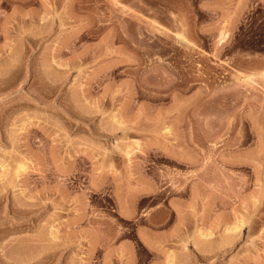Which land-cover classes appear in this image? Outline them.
Returning <instances> with one entry per match:
<instances>
[{
  "label": "rangeland",
  "instance_id": "1",
  "mask_svg": "<svg viewBox=\"0 0 264 264\" xmlns=\"http://www.w3.org/2000/svg\"><path fill=\"white\" fill-rule=\"evenodd\" d=\"M0 264H264V0H0Z\"/></svg>",
  "mask_w": 264,
  "mask_h": 264
},
{
  "label": "crops",
  "instance_id": "2",
  "mask_svg": "<svg viewBox=\"0 0 264 264\" xmlns=\"http://www.w3.org/2000/svg\"><path fill=\"white\" fill-rule=\"evenodd\" d=\"M173 204H181L182 202H172ZM181 228V224L178 223H174V225L166 230H162L163 232H161V234L159 235V239H160V243L161 244H165V245H171V244H175L177 243L176 238L177 236H175L176 233L179 232ZM156 236H147V240L149 244L156 243ZM193 243V242H190Z\"/></svg>",
  "mask_w": 264,
  "mask_h": 264
},
{
  "label": "bare ground",
  "instance_id": "3",
  "mask_svg": "<svg viewBox=\"0 0 264 264\" xmlns=\"http://www.w3.org/2000/svg\"><path fill=\"white\" fill-rule=\"evenodd\" d=\"M223 36H224V35H223ZM222 39H223V38H222ZM23 165H24V164H23ZM21 166H22V165H19V164H18V167H19V168H20ZM19 168H18V169H19ZM17 171H18V170H17ZM51 233H52L53 235H55V231H54V230H51Z\"/></svg>",
  "mask_w": 264,
  "mask_h": 264
}]
</instances>
